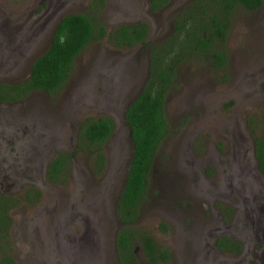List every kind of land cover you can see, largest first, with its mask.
<instances>
[{
    "label": "rangeland",
    "instance_id": "obj_1",
    "mask_svg": "<svg viewBox=\"0 0 264 264\" xmlns=\"http://www.w3.org/2000/svg\"><path fill=\"white\" fill-rule=\"evenodd\" d=\"M188 1L150 11L147 0H0V81L28 75L61 15L88 14L94 28L99 18L106 33L143 20L146 42L156 44ZM106 33L80 49L60 88L29 91L0 109L1 132L20 143L0 152L1 189L18 197L8 211L15 264H118L115 196L131 150L123 111L145 79L148 48L115 47ZM223 46L225 71L203 58L183 60L164 97L167 131L131 222L168 249V259L155 264H264V173L252 144L253 134L264 133V0L252 11L234 7ZM101 115L111 116L114 128L101 143L104 164L96 173L93 145L76 148L74 134L82 118ZM69 151L65 171L47 180L46 160ZM26 187L39 190L36 201L22 198ZM223 236L238 241L241 253L218 248Z\"/></svg>",
    "mask_w": 264,
    "mask_h": 264
},
{
    "label": "trees",
    "instance_id": "obj_2",
    "mask_svg": "<svg viewBox=\"0 0 264 264\" xmlns=\"http://www.w3.org/2000/svg\"><path fill=\"white\" fill-rule=\"evenodd\" d=\"M101 1V0H97ZM168 0H149V10L157 11ZM263 0H189L172 18V30L159 43H147L148 26L145 21L119 24L106 33L104 24L92 16L72 12L61 15L55 23L45 49L30 63L26 77L14 83L0 81V100H20L30 90L53 92L60 88L68 76L72 59L92 38L106 33L107 40L115 47H131L139 44L148 48L147 73L138 93L125 105L123 119L131 150L124 171L122 185L115 196V215L120 225L114 235V246L119 264H155L165 262L169 251L162 247L146 230L135 228L131 222L138 214V206L148 183V172L155 150L166 134L163 102L166 92L174 86L176 66L179 62L203 58L214 70H226V51L223 40L235 6L252 11ZM264 119V108H263ZM249 123L251 120L249 118ZM111 116L84 117L76 135V148L80 143L93 145L92 165L99 173L104 164L101 143L112 133ZM253 153L258 169L264 173V133L252 136ZM74 152H57L48 164L47 174L52 180L55 172L65 171V161ZM64 174L62 175V177ZM30 192V193H29ZM39 190L29 187L24 199L34 202ZM18 197L0 190V264H15L9 240V208ZM160 227L166 226L161 222ZM139 246L144 256L139 260L133 253ZM215 245L237 253L240 243L227 237H218Z\"/></svg>",
    "mask_w": 264,
    "mask_h": 264
},
{
    "label": "flooded vegetation",
    "instance_id": "obj_3",
    "mask_svg": "<svg viewBox=\"0 0 264 264\" xmlns=\"http://www.w3.org/2000/svg\"><path fill=\"white\" fill-rule=\"evenodd\" d=\"M149 0H147V8L149 9L150 7H149ZM59 19V18H58ZM57 22V21H56ZM50 38V37H49ZM144 81V80H143ZM143 83V82H142ZM142 85V84H141ZM141 87V86H140ZM139 90H140V88H139ZM138 90V91H139ZM30 91H33V90H30ZM29 92V91H28ZM27 92V93H28ZM18 100H11V101H3V100H0V109H3V108H5L4 107V105L5 104H9V103H16ZM128 103V102H127ZM125 108V107H124ZM0 119H2V118H0ZM83 119V118H82ZM81 119V120H82ZM80 128V125L78 126V129ZM76 133H77V130H75V134L74 135H76ZM15 135H12V134H6L5 132H1V130H0V152H6L5 150H4V148H8V145H9V143L11 144L12 142H14V144H17V145H20V143H19V140L17 139V137H14ZM27 143H29V142H27ZM72 151H69L68 153H71ZM72 155H70V157H71ZM56 157V154L55 153H53L47 160H46V162H45V164H44V166H43V175L45 176V178L47 179V180H49V181H51L50 180V178L48 177V174H47V167H48V164L54 159ZM256 163H257V160H256ZM226 173H227V176L229 177V174H228V172L227 171H225ZM56 173V172H55ZM55 173H54V175H55ZM62 178V177H61ZM29 189V187H26V190L25 191H27ZM0 190L2 191V192H5V191H3L2 189H1V186H0ZM24 191V192H25ZM24 192L22 191V196L24 197ZM30 193V192H29ZM39 196H40V193H39ZM118 225H120V223H118ZM118 225H117V227H118ZM116 227V228H117ZM115 231H116V229L114 230V235H115ZM113 240H114V236H113ZM138 249V248H137ZM226 251V250H225ZM242 251V250H241ZM230 253H234V252H231V251H229ZM134 253V252H133ZM237 253H241L240 252V250L237 252ZM241 255V254H240ZM13 257V256H12ZM117 257V256H116ZM115 257V258H116ZM14 259V258H13ZM230 264H234V263H230Z\"/></svg>",
    "mask_w": 264,
    "mask_h": 264
},
{
    "label": "water",
    "instance_id": "obj_4",
    "mask_svg": "<svg viewBox=\"0 0 264 264\" xmlns=\"http://www.w3.org/2000/svg\"><path fill=\"white\" fill-rule=\"evenodd\" d=\"M146 73H147V71H146ZM113 236H114V234H113ZM113 236H112V251H113V254H114V257H116V251H115V246H114V240H113ZM135 247L136 246H134L133 247V252L135 251ZM137 248V247H136ZM116 259V261H117V263H118V260H117V257L115 258ZM119 264V263H118Z\"/></svg>",
    "mask_w": 264,
    "mask_h": 264
}]
</instances>
